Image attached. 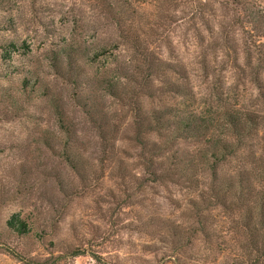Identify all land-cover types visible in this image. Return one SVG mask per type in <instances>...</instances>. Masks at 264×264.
<instances>
[{
    "label": "rangeland",
    "instance_id": "rangeland-1",
    "mask_svg": "<svg viewBox=\"0 0 264 264\" xmlns=\"http://www.w3.org/2000/svg\"><path fill=\"white\" fill-rule=\"evenodd\" d=\"M105 4L136 11L132 19L147 26L162 15L160 0H0V44L14 41L29 49L11 62L0 50V264L52 263L57 257V264H229L244 238L236 213L213 204L209 190L193 182H151L126 138L135 133L138 105L142 111L173 106L215 122L223 111L260 107L242 49H250L254 63L257 51L264 53L256 41L264 39L242 35L228 7L217 10L227 15L220 30L229 29L227 46L216 35L218 43L207 47L209 35L200 29L206 41L196 51L191 36L198 24L183 23L185 6L165 3L171 17L149 37L148 47L168 68L149 86L184 85L186 94L134 95L139 89L132 80L141 69H133L135 53L118 37ZM104 79L125 95L104 93ZM93 100L113 125L108 133L115 144L107 154L99 138L103 123L82 108ZM260 145L264 132L252 141L255 150ZM199 147L186 141L175 148L191 153ZM66 156L74 157L78 172ZM233 165H223L221 173ZM15 216L30 226L29 236L7 227Z\"/></svg>",
    "mask_w": 264,
    "mask_h": 264
},
{
    "label": "trees",
    "instance_id": "trees-1",
    "mask_svg": "<svg viewBox=\"0 0 264 264\" xmlns=\"http://www.w3.org/2000/svg\"><path fill=\"white\" fill-rule=\"evenodd\" d=\"M174 2L186 8L185 18H182L183 23L192 20L193 23L195 21L198 24V28L194 29L195 35L191 36L193 43L195 42L192 45L196 51L200 49L202 52V46L206 41L201 37L202 31L209 35L207 47L211 48V45L218 43L214 39L216 35L222 39V42L224 41L223 45L227 46L226 37L229 29L220 31L223 29L227 15L225 16L221 11L217 15V10L228 9V7L234 10L233 18L237 20L242 35L264 39V3L262 0H160L162 6H159L157 13L162 12L163 16H155L157 20L155 19V22L150 23L149 26L146 22L136 23L132 19L136 12L134 10L119 7L117 4H105L103 11L117 27L118 37L135 53L136 63L133 69H141L138 73L139 77L132 80L135 89H139V91H134V95L144 93L154 97V94L162 90L177 95L186 94L187 88L184 85L169 84L168 86L167 83L162 82V89L154 91L149 83L150 78L167 70L165 68L168 67L164 60L154 58L157 52L155 54L149 50L148 39L154 37L153 34H157L159 28L164 26L163 23L169 22L171 11L164 4L169 5ZM214 23H216L215 26ZM214 28L216 29L213 30ZM256 42L259 47L264 46ZM220 48L221 44L219 50ZM0 50H2L3 60L9 62L12 61L14 55L29 52L24 43L18 44L14 41L0 44ZM100 52L104 54L106 48H101ZM242 53L244 66L256 84L258 97L263 102L260 107L249 106L243 111L226 110L215 122L211 116L197 115L192 111L175 109L173 106L142 111L138 105L132 121L135 133L126 139L134 143L133 146L138 151L136 156L151 182H176V180L193 182L209 190L207 192L210 193L213 204L216 203L221 208L236 213L234 223L244 238L240 246L235 249L236 252L229 264H264V146L260 145L257 150L252 147L254 138L260 133L263 135L264 132V53L257 51L258 55L255 54L258 57L254 63L249 48L242 49ZM139 58L141 65L137 62ZM57 61L58 58L55 57V63ZM234 61L235 69H241L237 59ZM181 68L185 69L183 65ZM142 71L145 72L144 75ZM15 72V70L7 71V75ZM182 73L185 79L186 72L182 71ZM121 78L124 77H118L119 80ZM140 80H143V83ZM101 84L102 91L108 95L121 98L126 93L120 91L116 83L111 80L104 79ZM28 85L29 80L23 79L22 86L25 90ZM95 104L93 100L90 107L86 109L87 104H84L82 108L89 117L95 115L103 123L99 127L101 129L99 138L107 154L108 147L114 148L115 144L113 133H108L113 125L110 124V119L105 113L97 110ZM59 122L61 128H65L64 119L61 116H59ZM65 132L70 131L67 128ZM186 141L200 144V147L191 153L179 152L175 148L176 145ZM69 156L65 157V161L78 172L74 157ZM231 162L234 163L232 171L222 174L221 167ZM7 227L20 237L29 236L31 232L30 226L17 216L7 222ZM5 250L10 255L15 254L7 248ZM67 254L75 256L78 253L67 251ZM59 260L60 258L57 257L52 263L47 260L34 261L31 264H57Z\"/></svg>",
    "mask_w": 264,
    "mask_h": 264
}]
</instances>
